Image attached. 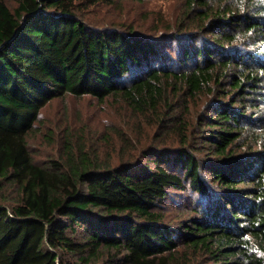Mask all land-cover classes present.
<instances>
[{
    "label": "trees",
    "instance_id": "16d2710c",
    "mask_svg": "<svg viewBox=\"0 0 264 264\" xmlns=\"http://www.w3.org/2000/svg\"><path fill=\"white\" fill-rule=\"evenodd\" d=\"M101 2L0 0V264H264V0ZM67 95L152 120L98 149Z\"/></svg>",
    "mask_w": 264,
    "mask_h": 264
},
{
    "label": "rangeland",
    "instance_id": "374dc122",
    "mask_svg": "<svg viewBox=\"0 0 264 264\" xmlns=\"http://www.w3.org/2000/svg\"><path fill=\"white\" fill-rule=\"evenodd\" d=\"M183 1L159 0L160 3H164V8L166 9L161 14L171 18L174 11L175 13L184 11ZM213 3L214 0H209L211 6H213ZM100 4L102 5V10L110 11V14L116 15L120 20L126 22L132 20L138 12V4L127 1L110 2V4H105L102 1ZM143 7L146 13L147 10L154 11L150 12V15H154L158 11V8H155L156 5L144 4ZM98 8L93 5L85 6L79 4L78 6L82 15L88 18H95L97 21L104 15L102 10H100L101 8ZM261 104L264 107V101ZM191 106L192 113L199 109L198 106H193V102ZM200 108H202V103ZM258 111L260 112L259 115L264 118V109ZM188 116H191V112ZM41 118L45 121L46 126H50L56 131L61 129V131L65 130L66 132L72 131L76 136L82 135L84 142L94 144L98 149L104 146L105 140L112 133L120 140L127 134L147 128L149 121L152 120L149 114L139 115L133 112L122 99L116 101L110 98V100L100 102L91 96L77 98L72 95H67L63 99L59 98L49 103L43 109ZM175 118H178V114ZM144 145L146 144L142 142L137 146L141 149ZM130 154H137V151L132 150Z\"/></svg>",
    "mask_w": 264,
    "mask_h": 264
}]
</instances>
